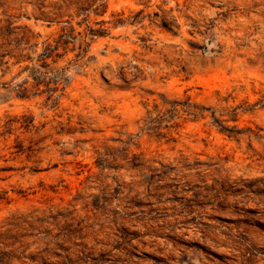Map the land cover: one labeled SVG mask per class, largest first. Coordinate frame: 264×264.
<instances>
[{
  "label": "rangeland",
  "instance_id": "obj_1",
  "mask_svg": "<svg viewBox=\"0 0 264 264\" xmlns=\"http://www.w3.org/2000/svg\"><path fill=\"white\" fill-rule=\"evenodd\" d=\"M0 29L32 59L0 68V264H264V0H0Z\"/></svg>",
  "mask_w": 264,
  "mask_h": 264
},
{
  "label": "trees",
  "instance_id": "obj_2",
  "mask_svg": "<svg viewBox=\"0 0 264 264\" xmlns=\"http://www.w3.org/2000/svg\"><path fill=\"white\" fill-rule=\"evenodd\" d=\"M38 9H41V6L37 7ZM136 16L133 17V20H135ZM35 19H40V20H44V21H48L51 22V20H47L48 17L45 16H40V17H35ZM117 24H119V21L116 22ZM162 27L170 30L168 27H166V25L162 24ZM5 30H8L7 32L12 30L11 27V23H7L6 26H4ZM2 29V28H1ZM0 29V30H1ZM26 29V27L24 28ZM74 29H62L61 32L55 37L53 38V40L51 42L49 41H44L42 43V51L41 53L38 55V59L37 62H40L39 67L44 68L47 66L46 61L48 59H53V63L54 61V57L59 58L58 54H57V50L59 48L64 49L65 47H67V45L69 44L68 41H65V38H69L72 39V33H73ZM102 31H97V30H93V29H89V33L91 35L94 36H100ZM28 34L27 32H23V36H21L20 38H16V43L18 42H28ZM13 59V60H12ZM12 60L11 65H19L22 62H27L30 61L31 62V57H29L28 55H20V54H14L12 52H0V68L2 66H6L5 70L8 69L7 64L8 62ZM26 70L29 71L30 76L32 78L33 81V88H38L39 86L43 85L45 87H49L51 84L54 86L52 89H50V91L54 92L55 89L57 88V82L59 80V77H55V79H51L49 78L48 81H45V77H46V72H40L38 69L35 68H25ZM2 71V70H1ZM34 74H38V77H35ZM2 75H4V72H2ZM26 84V82H23L20 86H19V90L16 92L18 97H23L25 92H26V88L24 87V85ZM5 85H2V87H4ZM50 88V87H49ZM22 119L19 121V119H17V123H19L18 129H22L24 132H30L31 129L33 128L32 125V121H28V119L22 117Z\"/></svg>",
  "mask_w": 264,
  "mask_h": 264
}]
</instances>
